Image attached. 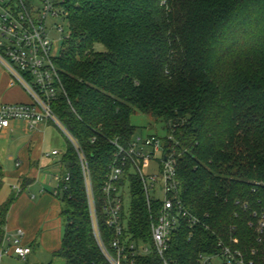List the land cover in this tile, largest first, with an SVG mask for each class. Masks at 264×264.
<instances>
[{"label":"trees","instance_id":"16d2710c","mask_svg":"<svg viewBox=\"0 0 264 264\" xmlns=\"http://www.w3.org/2000/svg\"><path fill=\"white\" fill-rule=\"evenodd\" d=\"M70 36L56 58L67 95L54 113L81 147L101 210L102 187L118 138L137 135L136 112L166 123L178 157L184 220L165 257L198 264L200 253L232 245L264 264V0H68ZM103 48H98V46ZM62 154L69 172L62 202L65 231L54 256L66 264H109L93 234L81 158ZM126 235L153 244L151 208L140 178L130 175ZM13 197L0 206V229ZM257 213V216H255ZM207 226V227H206ZM105 242L114 229L101 221ZM261 238V241H259ZM257 254L251 256L253 249ZM134 264H165L155 250Z\"/></svg>","mask_w":264,"mask_h":264},{"label":"built area","instance_id":"2783aa9c","mask_svg":"<svg viewBox=\"0 0 264 264\" xmlns=\"http://www.w3.org/2000/svg\"><path fill=\"white\" fill-rule=\"evenodd\" d=\"M61 21L69 29L67 37L63 39L65 41L70 36L68 0H0V65L30 97L29 102L0 105V130L9 128L13 120L26 121L31 128L40 122L57 125L81 158L93 234L108 263L134 264L137 255H147L155 250L165 264H170L165 253L182 222L187 220L191 227L202 223L198 216L185 207L182 199V186L178 177V157L181 154L178 156L173 147L167 146L164 138L155 134H137L128 145L121 144L118 138L112 140L115 146L114 159L102 187L103 200L99 209L83 151L53 110L57 98L62 94L67 95L55 62L60 54L54 42L55 33L50 32L52 23L57 32L63 35L65 28ZM167 138L168 141H174L170 135ZM46 155L59 156L61 153L54 149ZM152 162L157 163L156 172L146 173ZM131 174L140 178L150 208L154 201L160 202L158 211L150 215L152 245L126 235ZM53 178L56 182L54 195L57 197L67 189L63 183L69 181L70 173L63 174L61 164V170ZM159 190L162 196L157 195ZM101 221L114 229L108 243L100 228ZM249 224L255 226L258 235H262L264 213L257 223L251 221ZM22 236L23 231L18 230L15 239L4 237L10 247H5L4 241L0 244V264L3 257L11 252L24 259L31 253V247L21 243ZM218 246L216 253H200L197 263L255 264L254 258H248L239 248L225 244L222 240ZM256 254L255 248L251 256Z\"/></svg>","mask_w":264,"mask_h":264},{"label":"crops","instance_id":"0c3cea01","mask_svg":"<svg viewBox=\"0 0 264 264\" xmlns=\"http://www.w3.org/2000/svg\"><path fill=\"white\" fill-rule=\"evenodd\" d=\"M29 101L23 87L0 69V105ZM50 123L40 122L31 128L26 121L13 120L9 128L0 130L10 136L12 143V149L8 150L12 154L4 164L5 173L0 168V206L13 197L6 221L0 229V244L5 236L15 239L17 231L22 230L21 243L32 249L25 259L11 252L1 264H62V260L66 264L65 259L54 256L61 247L65 228L63 205L54 195L56 182L53 176L61 170L60 160L64 152L46 141ZM54 149L61 155H46ZM4 246L10 247L9 242L4 241Z\"/></svg>","mask_w":264,"mask_h":264},{"label":"rangeland","instance_id":"374dc122","mask_svg":"<svg viewBox=\"0 0 264 264\" xmlns=\"http://www.w3.org/2000/svg\"><path fill=\"white\" fill-rule=\"evenodd\" d=\"M61 24H63V26L65 28V32L63 33V35H61L60 33L57 32L54 24H52V23L50 24V26L52 27L50 32L55 33L54 34V36H55L54 42H55L56 48H58L59 52L64 46L63 39L65 37H67V35L69 33V29H68L67 24L63 23L62 21H61ZM98 48L102 49L103 47L99 45ZM0 69H4V68L0 65ZM130 121H131L132 125H134L137 128V134H139V135L147 136V135L155 134L161 138H166L168 136V132L166 129V123L163 120L155 118L154 116H152L150 114H146V113L136 111L131 116ZM49 125L50 126L46 130V134H45L46 141L51 145H56L61 152H65L67 149V146H68V141H67L66 135L63 133V131L57 125H55L53 123H50ZM10 141H11L10 136L0 132V168L2 169V171H4V173H5V165L4 164L7 161L6 159L10 156V154H12L8 151V150L12 149L11 148L12 143ZM47 148H51V147H47ZM156 170H157V163L152 162L150 164V167L146 169V173H153V172H156ZM7 178L11 179L10 181L16 182V180L11 178V177H7ZM8 179H7V181L9 182ZM158 193L159 194H157V195L162 196V193L160 192V190ZM62 218H63V221L65 223V218L63 215H62ZM64 228H65V224H64ZM5 259H7L6 256L3 257V261H5ZM42 260H43V256H42ZM49 260H52V258H50ZM13 261L19 262L18 260L16 261L15 259H13ZM62 264H65L64 260H62Z\"/></svg>","mask_w":264,"mask_h":264}]
</instances>
